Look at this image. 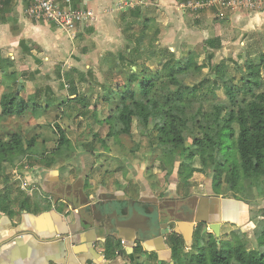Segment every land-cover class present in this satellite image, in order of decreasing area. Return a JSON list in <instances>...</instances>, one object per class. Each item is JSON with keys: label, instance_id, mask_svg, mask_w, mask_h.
Here are the masks:
<instances>
[{"label": "crops", "instance_id": "0c3cea01", "mask_svg": "<svg viewBox=\"0 0 264 264\" xmlns=\"http://www.w3.org/2000/svg\"><path fill=\"white\" fill-rule=\"evenodd\" d=\"M29 1L0 0V58L11 62L7 72L16 73L18 83L22 80L21 92L26 88L24 82L34 88L21 97L26 99L38 93L36 100L48 103L49 107L41 115L54 112L57 121H65V114H61L64 105L76 106V95L69 94V84L60 76L72 69L82 72L86 80L76 83L77 94L85 95L91 106L84 86L104 87L105 80L104 77L103 80H88L92 69L89 60L106 51L125 54L134 46L127 43L124 35V28L131 21L130 11L138 9L141 22L145 18L154 20L159 28L156 43L167 44L177 56L185 50L186 43L192 44L197 36H202L204 49L206 40L216 39L220 43H216L218 48L209 49V52H227L233 58L247 56L259 47L264 50V9L257 13L235 14H214L206 10L191 13L192 19L187 16L190 13L181 9L186 0H71L73 7L90 9L93 17L78 23L69 33L28 19L24 10ZM121 41L130 45L129 48L118 49ZM186 49V52L192 50ZM220 56L229 59L225 54ZM11 86L12 81L5 80L3 90ZM59 89L64 90V94H59ZM57 108L60 114L55 111ZM75 114L74 117L82 116L79 111ZM56 125L57 122L53 124L54 131L59 138ZM60 128L70 142L68 147H62L61 155L55 150L58 139L50 148L34 139L27 155L7 165L13 176L11 179L2 177L0 181V198L2 190H9L8 204L3 203L4 209H0V264H130L135 258L136 264H176L172 256L175 242L179 243L180 255L192 249L196 236L194 223L180 221L174 228L162 226L152 205L155 189L163 188L164 182V186L169 182L173 187L175 179L167 181L165 172L152 173L149 177V165L141 161L135 164L126 156L118 158V154H112L111 147L101 158L94 156L97 150L94 140L75 146L64 127ZM91 136L97 138L96 134ZM97 141L106 148L105 139L104 144L99 138ZM91 142L92 152L84 147ZM114 159L123 161L124 165H115ZM26 185L28 189L24 192ZM206 188L211 189L209 185ZM199 197L201 201L194 212L198 214L196 221L206 226L201 235L212 233L208 221H220L222 235L226 226L232 231L234 227L248 225L255 213L249 199L211 193ZM82 202L88 203L89 209L90 205L94 208L80 214L77 209L82 207ZM114 206H120L126 219L112 229H98L82 223L85 217L93 224L92 217H100V207L110 210Z\"/></svg>", "mask_w": 264, "mask_h": 264}, {"label": "trees", "instance_id": "16d2710c", "mask_svg": "<svg viewBox=\"0 0 264 264\" xmlns=\"http://www.w3.org/2000/svg\"><path fill=\"white\" fill-rule=\"evenodd\" d=\"M129 16L131 21L124 28V35L134 46L125 54L106 51L101 57V64L106 65L102 71L104 80L115 83L102 96L111 107L101 121L107 125V137L131 135L136 121L152 131V141L161 149L160 158L171 171L169 174L177 173L186 182L194 172L207 173V186L216 194L223 193L222 186L226 185L227 191L234 195L240 192L247 198L245 201L255 195L264 196V50L259 47L248 53L242 65L234 66L235 73L228 71L227 63L232 61L221 59L210 75L190 84L185 82L186 77L211 68L207 57L199 62V53L194 49L177 56L156 43L159 28L154 20L145 18L140 22L138 9L130 11ZM216 43V39L206 40L202 54L218 48L220 43ZM10 66L8 59L0 58L3 80L12 81L13 85L0 93V117L21 118L27 113L40 117L49 109L48 103L36 100L38 93L26 99L16 94L12 88L18 84L17 77L16 73L7 72ZM121 74L124 81L119 83ZM59 78L68 82L69 94L76 95L78 109L89 111V100L76 90V83L86 80L84 74L72 69ZM219 90L225 99H219ZM56 127L59 138L55 150L61 155L62 147H68L70 142L59 125ZM34 139L27 140L19 132L3 128L0 165L27 155ZM100 141L104 144V139ZM92 144L86 143L84 147L92 152ZM195 159H199L201 167L194 166ZM244 182H248L249 190L253 189L252 194L245 193ZM1 192L0 209H4L2 204H8L9 190ZM237 228L244 236L243 226ZM236 231H232L229 240L198 232L190 251L180 255L179 243L175 242L172 256L176 264H264V226L256 237L257 248L251 250L245 248Z\"/></svg>", "mask_w": 264, "mask_h": 264}, {"label": "rangeland", "instance_id": "374dc122", "mask_svg": "<svg viewBox=\"0 0 264 264\" xmlns=\"http://www.w3.org/2000/svg\"><path fill=\"white\" fill-rule=\"evenodd\" d=\"M188 14L192 13L189 11H186ZM189 16V18H194L191 15H187ZM141 22V21H140ZM256 36V35H255ZM258 39V37H256ZM192 44L190 43H186L187 46H185L186 48H192V50H197L199 55H198V60L199 62H201L205 57H207V59L209 60V66L211 67L210 69H203L202 73L200 75H189L188 77H186L185 82L193 84L196 83L198 81H200L203 76L205 75H210L209 72L211 71V69L214 67V65H216L217 63L220 62V60L222 59V56L224 54L226 56L229 57L228 60L232 61V62H228V71L230 73H235V67L234 66H240L243 64L244 59L247 57L246 55H244L242 57V59H239L238 57H231L229 55H227V52L225 53H213V52H209L208 55H204L201 52V47L203 46V39L202 36H197L194 37L192 39ZM256 42V40H255ZM128 43V42H127ZM260 43V42H259ZM130 44V43H129ZM162 47H168L167 44L163 45L162 42L159 43ZM118 49L124 48H129L128 46H126L125 41H121L119 42V45H117ZM191 46V47H188ZM181 53V54H185L186 53V49ZM173 49H171L170 51H172ZM191 50V49H190ZM105 52L102 53V55ZM100 53L95 54L90 60H89V64L91 66V72L88 73V80H103V70L104 67L106 65L101 64V57L99 55ZM180 54V55H181ZM236 55V53L234 54ZM103 68V69H102ZM133 68V67H132ZM213 70V69H212ZM2 75V73H1ZM75 76V75H74ZM2 83H0V93L3 91L4 87V83L5 80H3V77H0ZM122 81H124V74H121V78L120 81H118L119 83H121ZM89 82V81H88ZM23 83V82H22ZM24 85L26 86L25 90L23 92H21V89L19 90V94L20 96L25 97L27 94H29L31 91H34V88L32 87V85H30V83H25ZM80 85V84H79ZM115 85L114 82H109V81H105V85L104 87L99 86V88L94 85V87L92 88H86L84 86L85 92L86 94L89 95L92 105L90 106V110L93 109V107L96 108V113L91 114L90 110L89 111H85L82 110L81 108L78 109V105L74 106V105H64V112H60L61 110L59 108H57V110H55L58 114H65L64 117H66L63 121L60 120H56L54 118V112L53 115L51 114H47V115H41L39 118L36 116H33L31 113H27L23 118H15V117H0V124H4L6 125L7 128L10 129H15L17 132H19L23 137H25L27 140L30 138H35V142H40L42 141L44 143V146L46 148H50V146H55V144L57 143V135L54 130V126L53 124H55L56 122L58 123V125L61 127H64L63 129L66 131L67 135L70 137V140L73 142V144L75 146H78L80 144V142H88V141H92L94 140V144L97 148L96 153H93V155H98V157L101 158V156H103L105 153L108 152V147H111L112 150V154L113 155H117L118 154V158L121 156H126L127 159H129L131 162L133 163H139L140 161L143 162L144 164H147L150 166V174L149 177H152V173L153 174H160L165 172L166 175L164 176H168L169 177V173L171 171H169L168 167H164L163 161L162 159H160V153H161V149L155 147V143H153L152 139L153 137V133L150 130V128H142L138 125V123L136 121L133 122L132 124V131H131V135H119L117 137H107L106 134L108 132V128L107 125L104 124L103 122L101 123V121L107 116V114L110 112L111 107H109V104H107L105 101H103L101 99V97L103 96V92L105 90V92L111 88H114L113 86ZM14 90H17V86L15 88H12ZM82 90V91H83ZM5 91V90H4ZM59 94H64V90L59 89L58 90ZM217 95L219 97V99H225V95L223 93L222 90L217 91ZM79 111L82 116L81 117H74V115H76L75 113ZM54 121V122H53ZM56 121V122H55ZM100 122V123H99ZM52 124V126H50ZM1 125L0 128V132L3 131V127ZM91 134H96V139L93 138V136H91ZM105 139V145L106 148H102V146H100V142L97 141V139ZM188 144L191 142V138L188 137L187 139ZM81 150V149H80ZM98 151V152H97ZM100 152V153H99ZM76 155V153H74ZM97 157V158H98ZM111 157V156H110ZM25 161V160H24ZM112 163H114L117 166H123V161H120L118 159H114L112 161ZM194 166L195 167H201L202 165L199 162V159H195L194 162ZM12 171V170H11ZM125 172V171H124ZM158 172V173H155ZM151 175V176H150ZM207 173H201V172H194L192 174V176L186 181L183 182L179 175H178V180L176 182H178V186L181 187L182 191H186V190H193V192L196 193H205L207 192L206 188H205V181L206 183L209 181V178L207 176ZM11 176H13L10 173V170L8 169L7 165H0V181L2 180V177H7L11 179ZM173 180V177H172ZM3 181V180H2ZM165 184V182H164ZM163 184V187H164ZM176 184V183H175ZM245 186V193L248 194H252L254 191L249 190L248 189V182H244ZM28 189V186L26 185L24 192H26V190ZM222 194H225L227 196H233L235 198H241V199H247L244 198V196L239 192L236 195H234L231 191H227L226 190V185L222 186ZM248 194H246L247 196H249ZM250 199L249 202H251L253 208L255 209V213L253 214V217L251 219V221L248 222V226L247 228H245V225L243 226V230H245V234L244 236L240 233V231L238 230V226L234 227V230H237L236 232H238L239 237L241 238V241L245 244V248L247 250H251V249H256L257 245V241H256V237L258 234L259 229H261L264 226V196L260 197L259 195H255L252 198H248ZM231 229L230 226H226L224 227L222 235H219L218 238L222 239V240H229L231 239L232 235V231H229ZM227 232V233H225ZM137 258H135V260L131 261L130 264H136L137 263Z\"/></svg>", "mask_w": 264, "mask_h": 264}, {"label": "built area", "instance_id": "2783aa9c", "mask_svg": "<svg viewBox=\"0 0 264 264\" xmlns=\"http://www.w3.org/2000/svg\"><path fill=\"white\" fill-rule=\"evenodd\" d=\"M181 9L192 13L206 10L214 14L257 13L264 9V0H186ZM24 12L35 23H48L69 33L76 29L78 23L93 17L90 9L73 7L71 0H30Z\"/></svg>", "mask_w": 264, "mask_h": 264}, {"label": "flooded vegetation", "instance_id": "af4514ba", "mask_svg": "<svg viewBox=\"0 0 264 264\" xmlns=\"http://www.w3.org/2000/svg\"><path fill=\"white\" fill-rule=\"evenodd\" d=\"M172 177L173 179H175L176 183L175 186H173L174 191L173 187H171L169 182H167V184L163 188L158 187L157 189H155V193L153 192L154 196L152 199L154 200V202H152V205L153 209L156 211V215L159 218L160 225L174 228L177 222L183 221L188 224L194 223L193 234H196L195 231L202 232V228H206V226L203 223L196 221L198 214L194 212L196 208L195 206H197L199 204V201H201L199 197L201 193L193 192V190L182 191L181 187L178 186V182H176L178 180L177 173L170 174L169 177L164 176L167 181H169V178ZM206 187L207 183L205 182V188ZM206 190L207 192L205 193L207 195L208 193H211V195L216 194L213 188H211L210 191H208V188H206ZM65 195L66 192L64 193V196ZM210 234H213L214 237H216L214 233Z\"/></svg>", "mask_w": 264, "mask_h": 264}, {"label": "water", "instance_id": "95a60500", "mask_svg": "<svg viewBox=\"0 0 264 264\" xmlns=\"http://www.w3.org/2000/svg\"><path fill=\"white\" fill-rule=\"evenodd\" d=\"M21 81L22 80H19V83L17 85L16 94H18L19 90L21 89ZM80 204H81L80 206H82V207L77 209L78 213H80V214H85V212H87V210H92L94 208V206L90 205V209H89V207H87L88 203H85V202H82ZM120 206L119 207L118 206L111 207V209H110L111 211L109 210V207H100V210H99L100 217H97V218L92 217L93 218V224H92V221L90 220V218H85V217H84L82 223H84L85 225H88V224L94 225L98 229L99 228L106 229L107 227L112 229L113 226H115V225L117 226V224L121 223L120 221L126 219V218H124L125 215H123L119 210ZM208 222H209V228L212 230V233H214L215 236L218 237L220 235V221H218V220L212 221L211 220Z\"/></svg>", "mask_w": 264, "mask_h": 264}]
</instances>
